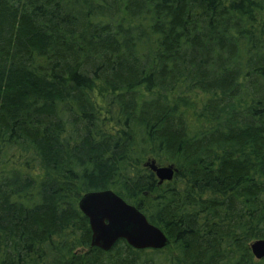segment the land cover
<instances>
[{"label":"trees","instance_id":"16d2710c","mask_svg":"<svg viewBox=\"0 0 264 264\" xmlns=\"http://www.w3.org/2000/svg\"><path fill=\"white\" fill-rule=\"evenodd\" d=\"M104 189L167 245L91 246ZM261 238L264 0H0V264H264Z\"/></svg>","mask_w":264,"mask_h":264},{"label":"water","instance_id":"95a60500","mask_svg":"<svg viewBox=\"0 0 264 264\" xmlns=\"http://www.w3.org/2000/svg\"><path fill=\"white\" fill-rule=\"evenodd\" d=\"M156 176L158 183L171 181L177 171L173 164L157 165L154 160L144 163ZM79 210L88 218L91 230L90 245L103 251L110 250L120 239L134 249H162L168 239L164 232L150 223L145 214L128 203L112 189L89 191L78 201ZM255 259L264 258V239L250 245Z\"/></svg>","mask_w":264,"mask_h":264},{"label":"rangeland","instance_id":"374dc122","mask_svg":"<svg viewBox=\"0 0 264 264\" xmlns=\"http://www.w3.org/2000/svg\"><path fill=\"white\" fill-rule=\"evenodd\" d=\"M190 107H192V106L190 105ZM151 160H154L157 165H161V166H166V165H169L170 164V163H165V162L164 163H160V162L156 161L153 157H150V156L146 157L143 160V164L146 163V162H148V161H151Z\"/></svg>","mask_w":264,"mask_h":264}]
</instances>
